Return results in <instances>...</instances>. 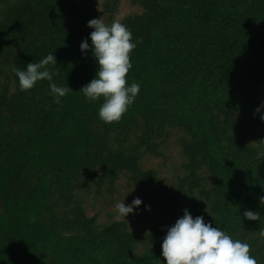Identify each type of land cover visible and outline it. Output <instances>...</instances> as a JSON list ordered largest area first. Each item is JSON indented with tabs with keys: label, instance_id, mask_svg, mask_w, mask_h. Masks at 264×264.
Returning a JSON list of instances; mask_svg holds the SVG:
<instances>
[{
	"label": "trees",
	"instance_id": "16d2710c",
	"mask_svg": "<svg viewBox=\"0 0 264 264\" xmlns=\"http://www.w3.org/2000/svg\"><path fill=\"white\" fill-rule=\"evenodd\" d=\"M97 1L0 0V264H165L180 206L264 264V0H132L140 11L121 19L120 0ZM94 18L121 22L137 45L126 86L140 92L119 122L80 91L99 68L80 49ZM50 53L53 82L73 89L58 104L49 81L22 92L13 71ZM172 134L185 157L176 186L142 164L165 158ZM124 174L151 197L146 221L154 205L169 216L139 233L89 215L82 192L114 194Z\"/></svg>",
	"mask_w": 264,
	"mask_h": 264
},
{
	"label": "clouds",
	"instance_id": "9594fccd",
	"mask_svg": "<svg viewBox=\"0 0 264 264\" xmlns=\"http://www.w3.org/2000/svg\"><path fill=\"white\" fill-rule=\"evenodd\" d=\"M88 27L94 29L90 33L91 46L88 39L80 44L82 53L90 47L99 68L95 77L83 86L80 91L89 103L103 98L98 117L104 123L119 122L130 105L135 102L140 92V85L133 82L126 86V75L133 67L130 53L137 46L132 41L131 31L121 22L114 21L106 25L100 18L88 21ZM57 65L53 53H50L38 63H28L25 70L14 68L19 80L20 91L34 88L38 81H49L50 95L55 103L73 90L70 86L61 87L53 82L56 74L50 71L48 65ZM264 105L256 109L261 112ZM264 121V114L260 115ZM140 198H135L130 205L124 201L116 205V220L126 219L142 204ZM264 205V197L260 198ZM243 216L248 220L259 221L260 212L246 210ZM264 238V231L260 233ZM250 244L234 240L229 234L211 223H205L202 216H193L187 209L174 225L168 228L162 242V256L165 264H257V259L250 255Z\"/></svg>",
	"mask_w": 264,
	"mask_h": 264
},
{
	"label": "rangeland",
	"instance_id": "374dc122",
	"mask_svg": "<svg viewBox=\"0 0 264 264\" xmlns=\"http://www.w3.org/2000/svg\"><path fill=\"white\" fill-rule=\"evenodd\" d=\"M101 0H98V4ZM140 11L139 6L134 5L132 0H120L117 7V13L115 18L121 19L127 14L135 13ZM178 136L172 134L171 137L167 139L165 144V158L159 157H149L143 158L142 164L145 169L155 168L158 173L163 177L164 181L176 186L177 177L182 175V162L185 161V157L182 153L180 144L177 141ZM116 191L114 194H109L104 191L102 195H98L95 192H82L84 198V206L89 215L98 214L99 224H108L116 220V205L123 202L125 205H130L135 198L133 194V188L129 186V181L127 175H121L115 184ZM143 195V193H142ZM149 200L151 198L149 195L145 196ZM148 200L143 202L139 207L135 209L133 213H129L126 219L122 218L120 220H126L128 224L132 227L133 231L141 232V229L148 230V224H153L154 218L159 217L161 219H166L169 216L168 211H166L163 205H154L147 212L148 220L146 221L144 217V211L148 209ZM180 208L187 209L186 206H180ZM198 214V213H196ZM177 220L170 219L169 222H175ZM145 222H147L145 225ZM143 227V228H142ZM140 246H143L140 245Z\"/></svg>",
	"mask_w": 264,
	"mask_h": 264
}]
</instances>
